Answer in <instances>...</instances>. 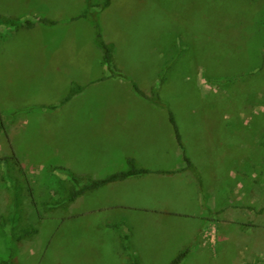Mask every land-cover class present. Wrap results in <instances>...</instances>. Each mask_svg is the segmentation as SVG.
Returning <instances> with one entry per match:
<instances>
[{"label":"rangeland","instance_id":"1","mask_svg":"<svg viewBox=\"0 0 264 264\" xmlns=\"http://www.w3.org/2000/svg\"><path fill=\"white\" fill-rule=\"evenodd\" d=\"M105 2L0 0V262L132 264L124 235L140 264H264V0ZM128 158L151 173L52 208L69 187L52 169L101 179Z\"/></svg>","mask_w":264,"mask_h":264},{"label":"trees","instance_id":"2","mask_svg":"<svg viewBox=\"0 0 264 264\" xmlns=\"http://www.w3.org/2000/svg\"><path fill=\"white\" fill-rule=\"evenodd\" d=\"M109 4V0H106L105 7H107ZM90 7H87V9L82 13L80 18L86 19L90 22H92V25L95 30V38H94V44L97 49H99L102 52V60L103 64L106 67V69L110 72L111 77H116L118 75V72L116 71L114 65H113V56H114V47L112 44H107L103 40L101 28L99 26V23L97 21L96 15L93 13L90 14ZM36 23H42L44 25L53 26L56 24L54 21L46 20V19H38V21H32V20H20V19H7L2 22V25L7 28H13L16 30L20 29H32ZM135 90L139 92L141 91L136 89V86L133 85ZM85 90V86L79 85L77 83H74L72 87L70 88L68 94L62 101H60L57 105H52L45 107L49 110H57L58 108L62 107L66 103H68L70 100H72L75 96L81 94ZM152 102L162 108H165L163 104L159 102V99L155 98L152 100ZM167 108V107H166ZM169 120L174 128L175 136L177 143L182 151H184V147L181 143V139L179 136V133L177 131V127L175 125V121L173 118L172 113H169ZM185 161L187 162V169L192 170V166L190 165V162L187 158H185ZM128 168L125 171L115 172L113 174H110L104 178L101 179H94V178H86V177H80L75 175L73 172H71L68 169L65 168H54L51 172L59 171L63 172L65 176L67 177V180L69 182L68 189H65L61 195L64 194L63 197H60L57 199L54 204L52 205V208L56 209L59 207H63L69 204L74 203L79 197L84 196L87 193L94 192L97 190H100L110 184L117 183V182H123L130 178H136L141 177L144 175H148L151 173L150 170H147L145 168H138L136 167V162L132 158H128L126 161ZM173 171L163 172V171H157V174H173ZM13 204L15 209L13 210L14 213L17 210V206L19 204V201L17 200V191L14 190L13 193ZM16 200H15V199ZM110 227L114 228L119 231L120 225H111ZM35 231L23 229L21 232V235L14 238L15 241H20L22 239H25L27 237H30ZM120 239L122 240V249L129 257L128 259L131 260L132 264H140L139 260L135 257V255L131 252L130 247L128 245V239L123 235L120 236ZM184 257V254L182 255ZM178 257L175 259L171 264H178L181 261V257ZM0 264H11L9 261H2Z\"/></svg>","mask_w":264,"mask_h":264}]
</instances>
